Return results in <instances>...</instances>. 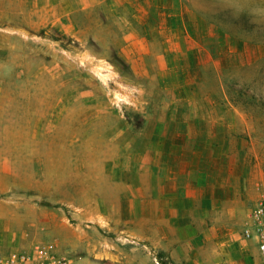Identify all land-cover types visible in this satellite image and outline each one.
Instances as JSON below:
<instances>
[{
  "label": "rangeland",
  "instance_id": "1",
  "mask_svg": "<svg viewBox=\"0 0 264 264\" xmlns=\"http://www.w3.org/2000/svg\"><path fill=\"white\" fill-rule=\"evenodd\" d=\"M226 4L225 57L150 58L142 74L120 54L115 34L123 27L108 12L76 13L79 33L69 37L0 17V256L55 240L72 263L110 255L140 264L138 254L147 256L143 264H181L141 234L167 203L127 202L119 193L155 161L154 147L178 140L173 118L185 97L227 115L211 127L212 144L227 149L239 195L233 227L245 238L246 214L264 194V0ZM23 234L26 247H9Z\"/></svg>",
  "mask_w": 264,
  "mask_h": 264
},
{
  "label": "crops",
  "instance_id": "2",
  "mask_svg": "<svg viewBox=\"0 0 264 264\" xmlns=\"http://www.w3.org/2000/svg\"><path fill=\"white\" fill-rule=\"evenodd\" d=\"M226 1L0 0V17H20L30 31L55 29L69 37L79 33L76 13L108 12L114 24L123 27L122 32L115 34V41L124 43L120 54L135 73L142 74L147 71L145 67L150 58L225 57L221 50L229 48L228 33L222 20V12L228 10ZM256 47L260 48L259 45ZM160 66L165 67V63ZM207 102L210 100L180 99V109L173 118L180 126L173 132V137L178 140L172 146L154 147L155 161L142 164L139 181L133 182L128 177L132 181L120 183L124 188L119 196H124L127 202L167 203L153 215L152 219H157L149 226V232L141 230V234L143 238L153 240L154 246L166 251L176 263L261 264L264 258L255 241L242 238L233 227L236 224L232 221L231 207L239 195L230 184L227 149H223L222 144H212L211 127L214 123L226 122L227 115H213L207 110ZM162 168H165L163 173ZM172 173L175 178L166 180V174L172 176ZM134 185L140 190L137 197L132 195L136 190ZM204 221L206 229L200 232L199 224ZM10 241L9 247H15L16 243L21 248L29 242L24 234ZM137 256H140V264L148 260L145 255ZM112 262L116 264L110 255L108 260L88 256L75 259L72 264Z\"/></svg>",
  "mask_w": 264,
  "mask_h": 264
},
{
  "label": "built area",
  "instance_id": "3",
  "mask_svg": "<svg viewBox=\"0 0 264 264\" xmlns=\"http://www.w3.org/2000/svg\"><path fill=\"white\" fill-rule=\"evenodd\" d=\"M243 236L255 241L264 258V194L249 209ZM0 264H72V260L52 240L34 242L27 249H13L0 256Z\"/></svg>",
  "mask_w": 264,
  "mask_h": 264
}]
</instances>
